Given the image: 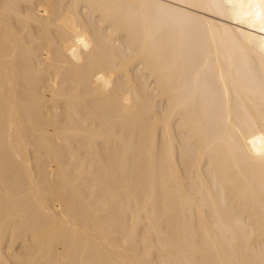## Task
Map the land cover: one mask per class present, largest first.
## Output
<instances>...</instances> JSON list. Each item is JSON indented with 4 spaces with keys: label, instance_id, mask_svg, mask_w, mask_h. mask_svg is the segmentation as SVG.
<instances>
[{
    "label": "bare ground",
    "instance_id": "bare-ground-1",
    "mask_svg": "<svg viewBox=\"0 0 264 264\" xmlns=\"http://www.w3.org/2000/svg\"><path fill=\"white\" fill-rule=\"evenodd\" d=\"M0 264H264V0H0Z\"/></svg>",
    "mask_w": 264,
    "mask_h": 264
}]
</instances>
